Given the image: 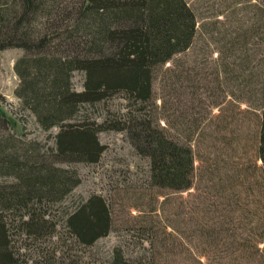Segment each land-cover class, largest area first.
<instances>
[{"label":"trees","instance_id":"16d2710c","mask_svg":"<svg viewBox=\"0 0 264 264\" xmlns=\"http://www.w3.org/2000/svg\"><path fill=\"white\" fill-rule=\"evenodd\" d=\"M203 1L0 0V51H24L14 65L20 106L44 130L58 127L52 163L0 139V171L13 177L0 186V264L18 261L10 222L26 237L54 236L45 204L75 185L55 163L96 162L105 130L122 133L148 160L137 214L121 225L137 233L138 248L115 245L107 264L178 255L180 235L166 228L181 222L183 206L187 238L201 245H187L191 258L264 264V0H212L208 16ZM75 70L84 75L80 90ZM116 94V108L106 105L92 120L81 112ZM0 125L13 126L1 109ZM185 191L189 204L171 201ZM126 200L92 193L66 213L64 227L92 245L112 231L115 204L129 207Z\"/></svg>","mask_w":264,"mask_h":264},{"label":"rangeland","instance_id":"374dc122","mask_svg":"<svg viewBox=\"0 0 264 264\" xmlns=\"http://www.w3.org/2000/svg\"><path fill=\"white\" fill-rule=\"evenodd\" d=\"M74 1L76 0H70L71 3ZM211 2L212 0H205L199 5L203 16L209 15ZM23 55L24 51L17 47L0 51V109L13 122L12 129L6 125H0V139L10 138L9 141L14 147L12 150L17 151L18 154L22 153L24 148L31 147L44 156L46 163H52L51 150L54 147V135L58 131V127L44 130L32 115L20 106L19 99L15 95L20 77L16 73L14 65L16 60ZM83 78L82 71H73L72 86L80 90ZM153 89L156 102L159 103L158 80L155 81ZM121 95L116 94L100 103L82 105L81 112L87 114L92 120L99 115L106 105L116 108L122 102ZM98 138L104 146V150L96 162L55 163L56 167L67 171L73 178L75 185L62 196L52 198L47 204L43 202L46 205L47 218L56 224L54 236L26 237L17 231L16 223L11 224L12 212L5 213L8 215L6 216L7 221L10 222L8 225L10 239L18 247L17 264H107L111 250L115 245H120L128 252L137 250L138 247H136L134 239L137 233L130 228L125 229L126 227L121 225H124L122 220L127 219L131 225L133 217L137 214L136 205L139 202L136 195L146 178L148 160L136 154L122 133L105 130L98 133ZM12 179V175L0 171V186L7 185ZM92 193H101L106 197H111L114 201H117L118 198L127 197L126 201L129 203V207L125 208V206L115 204V218L116 220L118 218V221L113 227L114 230L112 229L107 236L99 238L92 245H82L68 233L63 222L66 213ZM187 194V191L173 193L170 197L176 199L171 201H175L176 204L187 205L193 199ZM122 202L124 203L125 200L123 199ZM165 208L166 210L162 213L163 220L170 223L169 221L174 218L171 215L172 210L169 209V206ZM184 218L186 219V208L183 206V214L179 218L181 222L170 224L166 228V231H173V227L178 231L180 236L177 237L180 242H183L180 245L177 244V250L180 253L176 256L166 255L167 258H163L161 264H211V256L200 258V262L189 256L188 249L186 250L187 245L190 246L191 250L192 248L197 250L201 245L194 238L192 242H189L187 238L189 228Z\"/></svg>","mask_w":264,"mask_h":264}]
</instances>
